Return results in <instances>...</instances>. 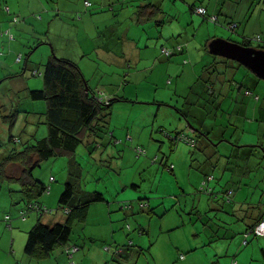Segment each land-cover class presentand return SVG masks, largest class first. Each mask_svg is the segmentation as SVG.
Here are the masks:
<instances>
[{
  "label": "rangeland",
  "instance_id": "374dc122",
  "mask_svg": "<svg viewBox=\"0 0 264 264\" xmlns=\"http://www.w3.org/2000/svg\"><path fill=\"white\" fill-rule=\"evenodd\" d=\"M31 2L35 0H22V5L12 14L13 21L18 18V23L7 21L10 33L0 36V162L11 149L22 150L48 134L46 102L31 99L29 91L43 88L45 63L53 53L77 63L91 89L110 95L125 94L128 100L117 101L110 107L106 124L114 138L107 136L92 154L85 143L75 153V160L82 166L83 189L101 191L105 200L90 204L85 221L74 218L67 245L56 246L47 258L31 257L24 251L28 233L38 222L40 212L28 209L18 182L0 179V264H72V261L75 264H213L215 260L218 264H231L233 259L242 262L251 245L258 247L259 241H264V237L252 233L251 243L241 244L248 220L242 218L240 210L242 206L264 201V150L258 148L252 155L240 152L248 149L245 146L249 143L245 142H250L253 136L229 112V97L218 100V95L211 96L206 91L205 78L211 71L213 76L209 80L216 85L224 71L225 76L240 83L245 66L210 52L200 46L197 38L189 36L186 52L162 58L156 62L155 71L151 69L155 61L149 58H143L140 65L138 61H129L131 67L121 69L120 63L98 57L99 46L108 42L106 35L110 33H99L96 27L105 28L94 14L83 21L79 17L84 18L88 11L79 9L81 13L77 10L73 14L76 18L64 19L66 15L60 13L51 22L47 15L54 13L41 11V6L35 9ZM60 2L69 7L74 1ZM114 13L117 9L110 15ZM195 15L203 19L202 15ZM158 19L166 25L172 20L166 13H160ZM120 20L122 23L114 36L124 41V30L130 20L128 17ZM148 23L155 20L141 25ZM202 23L196 26L197 30L207 24L214 27L210 41L216 36L236 39L237 27L232 30L229 24L221 25L223 31L214 21ZM163 25L155 27L152 33L147 32L142 43L147 34L151 35L150 43L160 40L162 45L169 41L166 31L170 27ZM188 28L193 35V25ZM186 32L185 29L179 36L185 38ZM11 34L14 39L10 38ZM160 34H164L162 38ZM19 54L22 61L17 60ZM175 58L178 59L172 60ZM226 61H235L230 63L241 68L233 71L223 63ZM169 62L176 63L171 68L173 72L165 78ZM135 67L138 70L132 74ZM202 91H205L203 97ZM15 110L20 115L11 131L15 136L12 142L9 123L3 116ZM187 120L194 127L204 121L202 128L211 138L207 143L209 148H201L202 137L189 127ZM182 135L194 138L195 144L183 139L174 142L175 136ZM138 147L144 152L139 154ZM70 159L67 155L51 157L33 171L34 177L49 188L38 202L56 210L44 213L41 220L46 224L68 218L59 199L66 183L72 182L74 169ZM20 171L19 164L7 167L12 176H18ZM223 174L227 175L222 178ZM209 175L214 176L209 183L212 194L200 189L202 180ZM215 185L222 193H215ZM229 189L233 190L230 202L224 192ZM139 201L149 207L142 212L137 205L133 210L122 208V204ZM149 208L154 214H148L152 211ZM146 214L151 217L148 224L151 233L139 224L146 222ZM74 246L79 249L73 251ZM262 247L264 244L258 247L260 252ZM66 249H71L70 255ZM253 262L263 263L260 256Z\"/></svg>",
  "mask_w": 264,
  "mask_h": 264
},
{
  "label": "crops",
  "instance_id": "0c3cea01",
  "mask_svg": "<svg viewBox=\"0 0 264 264\" xmlns=\"http://www.w3.org/2000/svg\"><path fill=\"white\" fill-rule=\"evenodd\" d=\"M49 4H45L44 0H35L34 3L31 2V5L34 6L35 9L41 6V11H46L47 13H54V15H47V18L52 22V19L55 15H60V13H64L66 17L64 19H68L70 17H75L73 15L77 10L83 9L84 11H88V13L84 14L81 20H88L87 17L91 15L96 16V20L101 23L105 29L101 30L100 26L96 27L99 33H110L106 35L107 41L106 43H102L99 46V58H104L111 63H120L121 69L123 66L131 67L129 61H138L140 65V61L143 58H149L151 61H155L153 67L151 69L153 71L156 70V62L162 61V58L166 57L169 58L173 55L182 54L186 52V49L189 45L188 38L191 36L192 38H197V42L200 44L201 47H206L207 43L210 42L211 37L213 36L214 27L210 24H207L197 30V27H200L203 21H210L207 16H203L201 19L199 16H196V8L199 6H204L207 9L208 15H217L218 18L214 23L224 31L223 26L221 25H228L232 22L238 23L237 29L234 32L237 36L236 39H232L237 42H243L246 39H251V44L253 46L254 43H257L258 46L264 45V0H66V1H74L73 3L63 6L61 4V0H49ZM86 1H89L90 4L86 5ZM149 4H154L160 8L158 12L155 14H151V16H139L138 11L141 7L147 6ZM9 5V6H8ZM22 5V0H0V36H5L10 33V26L7 21H11L16 24L18 22L13 21L12 14ZM6 7H9V11L6 10ZM117 9V13L110 15L111 11H115ZM108 11V12H104ZM57 12V13H55ZM81 13V10H79ZM160 13H166L169 17L172 18L168 25H166L164 20L158 19L160 17ZM109 14V15H107ZM145 14V13H144ZM199 14V13H197ZM201 15V14H200ZM42 17V16H41ZM121 17L125 18L128 17L130 20L128 23V27L124 30L125 36L124 41L118 40V37L114 36V33L118 31L120 24L122 21L120 20ZM43 19V17H42ZM155 20V23H148L146 26L141 25L147 20ZM133 20L135 21L136 25L132 26ZM177 20V21H176ZM110 23V24H109ZM211 23V22H210ZM169 26L170 28L167 29V37L170 39L169 41H165L160 45V40H156V42L150 43L151 35L147 34V38L145 41L142 40L145 38V34L147 32L152 33L155 27L159 25ZM193 25L195 30L193 35L189 34V26ZM164 27H161V30H166ZM86 30V28H84ZM133 29V34L131 30ZM185 29L186 37L181 38L179 36L180 33H184ZM218 31V28H217ZM178 35H174V34ZM218 34L221 32H217ZM14 39V35L11 34ZM150 35V36H149ZM164 34H160L162 38ZM260 35L262 37V41H254L256 36ZM234 36V35H233ZM136 37H138L136 39ZM178 37V38H177ZM215 38H226L225 36H216ZM184 39V40H183ZM231 39V38H228ZM148 40V41H147ZM183 40V41H182ZM184 41L188 43H184ZM206 43V44H205ZM43 44V43H42ZM39 45V43H38ZM38 45L35 46V49L38 48ZM41 45V44H40ZM178 46H181L182 49H178ZM257 46V45H256ZM161 47V48H160ZM168 48L172 51L170 56H167L163 53V48ZM145 48V49H143ZM160 48V49H159ZM34 49V50H35ZM54 54V53H53ZM55 55V54H54ZM52 55L48 56V59ZM226 58V57H223ZM178 58L172 59L177 60ZM18 61H22V55L19 54L17 57ZM232 60V59H229ZM187 61V60H185ZM177 62V61H176ZM175 62V63H176ZM175 63L169 62V68L165 74V78L172 73V67ZM209 64V63H208ZM207 64V65H208ZM205 64H203L204 66ZM231 68L235 69V71L241 67H236L235 63L229 64ZM206 66V65H205ZM209 67V66H208ZM204 68V67H203ZM126 69V68H125ZM138 70L137 67L134 68L132 74H134ZM152 71V72H153ZM209 74L205 79H209L211 76V71H208ZM170 79V76L169 78ZM232 79L230 77L225 76L222 74L221 82L216 83L214 86L215 92L214 94H210L211 96L218 95V100L222 97H229L231 101L229 102V112L232 111L234 114L235 119H238L241 124H244V127L251 132L250 136L252 135L250 142L247 144L248 149H243L240 152H243L247 155H252L254 151L258 148V146L264 145V80L258 79L254 73H252L249 69L244 67V71H242V79L241 82L238 83L235 80L230 82ZM170 81V80H169ZM209 81V80H208ZM206 87V82H205ZM245 89L252 90L254 93L253 95H246ZM103 91V90H102ZM207 91V89H206ZM205 91H202L201 97L204 96ZM208 92V91H207ZM105 94L111 98L113 96H123L127 97L125 94H113L110 95L105 92ZM258 95V98L256 97ZM127 99V98H126ZM218 106V105H217ZM186 113V112H185ZM231 114V113H230ZM258 117V119H257ZM244 119H247L244 121ZM230 120H232L230 118ZM240 124V125H241ZM202 125L204 126V121L201 122V126L196 125L198 129H203ZM205 143V142H204ZM251 143H257L255 145H251ZM209 148V147H207ZM256 148V149H255ZM258 151V150H257ZM227 169V166H226ZM227 174H223L222 178H224ZM52 177V176H51ZM229 183V182H228ZM215 193H222V190L218 186H214ZM217 195V194H216ZM260 206L263 207L262 212L264 211V201H261ZM252 204H248L245 208L243 206L240 208L242 210L241 216L244 218L248 207ZM149 207V206H148ZM139 212L144 210L139 209ZM149 212V215L154 214L153 209ZM146 214V222L139 224L151 233V228L148 226L150 225L151 217ZM161 229L162 226H159L158 229ZM255 237H264L258 236L253 234ZM247 239V242H245ZM251 241L249 240V236H242L241 244H250ZM264 241H259L258 247L263 245ZM152 245V244H151ZM257 245H251V248L248 249L247 253L243 254L242 262H238L237 259H233L231 264L234 260H237V264H254V260H257V257L260 256L261 260L262 254L258 249ZM236 255L233 256L235 258ZM184 258V257H183ZM213 264H218V260H215ZM223 264V263H221Z\"/></svg>",
  "mask_w": 264,
  "mask_h": 264
},
{
  "label": "trees",
  "instance_id": "16d2710c",
  "mask_svg": "<svg viewBox=\"0 0 264 264\" xmlns=\"http://www.w3.org/2000/svg\"><path fill=\"white\" fill-rule=\"evenodd\" d=\"M89 4L86 3V5ZM159 10L160 8L158 6L149 4L141 7L138 11V15L150 17L151 14H155V12ZM16 22H18V20ZM236 24L238 26V23ZM251 41V39H246L241 43L251 46ZM40 44L41 43H39V45ZM208 44L209 42L206 45L207 50H209ZM257 47L264 48V45ZM230 62L235 61H226L223 63L230 68ZM239 64L242 65L241 63ZM231 69L235 71V69ZM256 77L261 79L257 75ZM211 78L212 77H209V79ZM209 79H205L206 89L208 93L214 94L215 85ZM43 81V88L30 90L29 96L33 100H45L46 102L45 115L46 124L48 126L47 136L36 139L34 143L26 145L22 150H18L17 148L11 149L2 157L0 162V179L8 183L12 181L18 182L24 202L28 206L39 204L42 208L45 206L41 205L38 200L49 188L34 177V169L39 166L42 161L51 157L67 155L71 158L70 164L72 169H74V172L71 174L72 182L69 181L66 183L65 190L59 199V204L69 209V212L66 213L68 218L64 222L49 225L41 220L44 213L38 214L40 218L30 229L24 249L27 255L36 258H47L52 254L56 246L67 245L72 233V220L77 218L81 221H85L87 219L90 204L95 201L105 200L103 192L98 190L87 191L83 189L81 183L83 178L82 166L75 160V153L82 143L87 145L89 154H92L94 150L103 143V140L107 136L113 139V133L109 132L108 125L106 124V120L110 114V107L117 101L128 100L123 96H113L109 98L105 93L91 89L77 63L58 58L54 54H52L45 63ZM219 82H221V79ZM86 86L88 87V91L86 90ZM246 91H250L251 94H247ZM244 92L246 95L254 96L252 90L245 89ZM105 98H108V102L104 100ZM219 105L220 104H218L217 107H219ZM19 113V110H15L3 116V120L9 123V140L12 142L15 136L11 134V131L16 124L20 115ZM181 113L188 119L187 113L182 110ZM187 122L189 127L193 129L194 126H192L191 122L188 120ZM199 130L203 132L199 133L202 137V147H200L206 150L207 147H209L207 143L211 141L208 134L209 132L204 129ZM112 139H110L109 142H113ZM258 147L264 150V146ZM10 164H19L21 166V171L18 176L8 174L7 167ZM170 169L172 170V168ZM224 192H226V190H224ZM212 193L213 192L210 194ZM141 203L144 202L139 201L136 204H122V208L133 210L136 205L140 209H145V207L148 206L147 203L141 206ZM128 204H131V207H126ZM262 210L263 207H261L260 204L250 205L248 207L243 218L244 220H248L246 232L251 231L257 223L264 218V211L262 212ZM25 214L24 212V215ZM65 251L70 255L67 249ZM261 254L264 260V247L261 248Z\"/></svg>",
  "mask_w": 264,
  "mask_h": 264
},
{
  "label": "water",
  "instance_id": "95a60500",
  "mask_svg": "<svg viewBox=\"0 0 264 264\" xmlns=\"http://www.w3.org/2000/svg\"><path fill=\"white\" fill-rule=\"evenodd\" d=\"M209 51L229 59L235 60L264 80V48L247 46L228 38H215L208 44ZM88 91V87L86 86ZM203 133L197 127L192 129Z\"/></svg>",
  "mask_w": 264,
  "mask_h": 264
},
{
  "label": "built area",
  "instance_id": "2783aa9c",
  "mask_svg": "<svg viewBox=\"0 0 264 264\" xmlns=\"http://www.w3.org/2000/svg\"><path fill=\"white\" fill-rule=\"evenodd\" d=\"M87 4H89L88 1H86ZM6 10L9 11V7H6ZM196 12L201 14V15H207V18L211 21H216L217 20V16L216 15H208L207 14V9L204 7V6H199L196 8ZM18 19L15 18L14 21L16 22ZM229 29H232V30H235V28L237 27V24L236 23H230L228 25ZM12 37V35H11ZM255 40L257 41H262V37H260V35L256 36ZM178 49H182L181 46H178ZM163 53L167 56H170L172 54V51L168 48H163L162 49ZM247 94H251L250 91H246ZM256 97L258 98V95H256ZM106 102H108V98H105L104 99ZM185 140V141H188L189 143L191 144H195V139L194 138H189L187 136H175L173 138V140L175 142H177L178 140ZM137 151L139 154H141V152H144V150L141 148V147H138L137 148ZM170 168H173V165L170 167ZM214 179V176L213 175H209L208 177H206L205 179L202 180V183H201V187L200 189L205 191V192H208V193H211L213 192V188H211L209 186V183ZM233 193V190L229 189L225 192V195L227 196V201L230 202L231 201V194ZM145 205L144 203H141V206ZM126 207H131V204H128L126 205ZM29 209H35L37 211H39L40 213H46V212H50V213H54L56 210H49L47 209L46 207H42L37 204V205H29L28 206ZM43 210V211H42ZM65 213H68L69 212V209L68 208H65ZM47 214V213H46ZM255 234V235H258V236H264V218L259 222L257 223V225L251 230V231H248L245 233V236L246 238L249 236V234ZM247 242V239L246 241ZM73 251H76L78 250L79 248L77 246H74L73 248ZM71 250V249H70ZM70 250L67 249L68 252H70ZM72 255V254H71ZM182 258L184 257L183 255L181 256ZM72 264H75V262L73 261ZM232 264H237V260H234Z\"/></svg>",
  "mask_w": 264,
  "mask_h": 264
}]
</instances>
